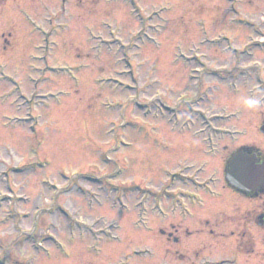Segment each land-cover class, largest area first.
I'll return each mask as SVG.
<instances>
[{"label":"rangeland","instance_id":"374dc122","mask_svg":"<svg viewBox=\"0 0 264 264\" xmlns=\"http://www.w3.org/2000/svg\"><path fill=\"white\" fill-rule=\"evenodd\" d=\"M142 18L146 24L140 30ZM173 57L183 64L196 58L213 73L235 76L241 83L237 88L249 91L257 85L262 95L264 0H0V171L37 161L44 165L12 174V189L0 179V258L7 264H117L123 258L129 259L126 264H190L232 257L234 246L217 234L221 225L209 226L216 218L208 214L217 213L218 201H204L203 210L188 206L194 218L184 222L153 220L151 232H144L146 220L139 223L136 214L109 209L114 192H108L105 179L115 162L123 174L108 184L121 188L131 206L139 195L125 188L155 190L180 160L210 162L208 173L220 176L224 160L240 146L264 157L259 132L264 108L246 111L237 102L245 90L232 95L229 79L204 83L207 94L200 104L209 114L242 110L227 126L244 135L236 143H221L228 148L221 156L209 160L199 141L177 134L159 118L178 94L191 99L198 86L178 62L172 63ZM35 95L47 97L37 101ZM25 115L32 116L34 134L15 120ZM128 141L131 149H126ZM106 160L110 163L104 165ZM83 174L100 178L102 186L82 183ZM43 178L55 189L43 185ZM78 183L99 195V205L89 210L87 198L67 191ZM8 191L14 198L7 197ZM232 196L239 213L255 212V202ZM257 198L263 206L264 194ZM148 217L157 220L152 211ZM97 218L103 219L97 228L115 223L111 236L119 243L102 239L93 244L78 232L76 223L91 227ZM170 224L177 229L176 244L159 234L169 232ZM252 234L260 246L254 247L256 255L242 258L264 259V231L253 228ZM90 247L100 249L99 258Z\"/></svg>","mask_w":264,"mask_h":264},{"label":"flooded vegetation","instance_id":"af4514ba","mask_svg":"<svg viewBox=\"0 0 264 264\" xmlns=\"http://www.w3.org/2000/svg\"><path fill=\"white\" fill-rule=\"evenodd\" d=\"M182 69L184 70V68ZM187 79L191 82L198 83L197 88L192 90L195 95L193 98L189 99V95L178 94L176 99H174L177 103H174L176 108L173 112L175 113L174 115L177 120L182 118L183 120H189L188 123L193 122L194 125L192 128H194V130H189L190 128L188 127L187 130L175 132L179 135L188 134L190 135V139L199 141L204 147L205 156L209 160H212L221 156L222 152L227 151V146H221V143L229 144V137H234L236 132L227 129L229 118L228 116L223 115L224 110L226 109H222L219 113H214L213 116V114H209L207 111V115L203 114L200 107V104L204 101L207 94L205 93L204 83L211 80L218 81L219 78L212 77V74L206 71L198 74L197 77H194L189 71H187ZM239 94V92L232 93V95L235 96ZM245 95L248 94L245 92ZM186 100L188 102L183 105L184 111H182L180 106L182 105V102ZM196 107H199L200 109H196ZM241 111H237V116L241 114ZM196 125L200 127L197 129ZM208 133L210 136H208ZM210 137L213 142L212 146L209 144ZM240 137L243 136L241 135L239 138ZM237 141L238 140L234 143ZM157 148H160V150L163 151L166 150V148L161 147V145H158ZM252 148L240 146L230 153L229 158L239 151H253L257 156L258 163L264 162V157ZM229 158L224 160L225 162L221 168L222 175L220 176L216 172L208 173L210 162H191L187 164L184 160H180L176 163V168L174 170L172 166L171 169L164 172L163 182L155 190L142 187L140 197L145 205L143 220H146V228L149 230H152L151 223L153 220L164 225L168 220L178 219L182 222L180 218L194 216L193 211L188 209L189 204H192L193 206L197 205L201 208L197 210H203L205 204L204 201L209 199H211L210 201H218L220 206L217 213L213 215L208 214L211 217L215 215L214 217L216 218L212 223L210 222L209 226L211 227L214 224L217 228V226L221 225L222 229H217L220 230L217 234L221 237V240L228 241V246H234L235 252L232 253V250L229 251V256L232 257L194 260L190 264H264V259L260 260L257 257L242 258L243 255H256L254 247L260 246L255 237H253L252 230L253 228H256L264 231V204L263 206L257 204V197L264 194V185L262 189L253 193H243L233 189L227 181ZM144 168H147V166ZM233 194H236V196L240 198L245 197L244 199L250 202H255V212L252 213L247 211L239 213L238 209L234 208L235 202L232 203L234 200V197L232 196ZM147 205L151 208L154 207L157 220L148 217L146 211ZM230 212L231 214L227 215ZM206 223L208 224L209 222L206 221ZM172 226L173 225L170 224L169 232L165 233L160 230L159 234L166 238L167 241L176 244L177 239L174 238L173 235L177 229L172 228ZM228 226H231V228L229 229ZM212 234L213 231L211 230L210 235ZM233 256L235 257L233 258Z\"/></svg>","mask_w":264,"mask_h":264},{"label":"water","instance_id":"95a60500","mask_svg":"<svg viewBox=\"0 0 264 264\" xmlns=\"http://www.w3.org/2000/svg\"><path fill=\"white\" fill-rule=\"evenodd\" d=\"M261 132L264 134V127ZM253 157L239 154L229 163V179L233 186L246 191H254L264 182V166L255 167Z\"/></svg>","mask_w":264,"mask_h":264},{"label":"clouds","instance_id":"9594fccd","mask_svg":"<svg viewBox=\"0 0 264 264\" xmlns=\"http://www.w3.org/2000/svg\"><path fill=\"white\" fill-rule=\"evenodd\" d=\"M237 102L246 111H258L264 108V97L257 94L239 96L237 97Z\"/></svg>","mask_w":264,"mask_h":264}]
</instances>
